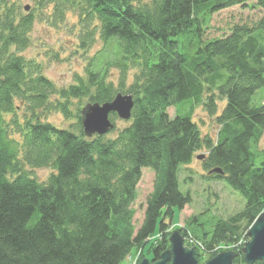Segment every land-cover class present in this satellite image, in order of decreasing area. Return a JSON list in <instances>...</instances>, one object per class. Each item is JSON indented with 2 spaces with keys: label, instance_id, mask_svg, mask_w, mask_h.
Masks as SVG:
<instances>
[{
  "label": "trees",
  "instance_id": "1",
  "mask_svg": "<svg viewBox=\"0 0 264 264\" xmlns=\"http://www.w3.org/2000/svg\"><path fill=\"white\" fill-rule=\"evenodd\" d=\"M21 1L0 0V264L157 259L174 230L196 247L199 262L231 246L234 264H246L248 229L264 212V99L256 97L264 89V15L219 36L209 30L215 13L250 2L264 8V0H33L34 8ZM35 10L55 21L76 12L81 46L100 37L107 59H91L73 83L56 85L24 54L40 16ZM111 67L119 70L118 86ZM120 93L132 96L131 117L118 126L112 112L114 127L89 137L83 111ZM198 106L216 116V140L194 120ZM52 113L69 125L50 121ZM204 148L205 179L225 180L244 208L215 215L211 230L201 222L189 227L199 215L172 227L175 209L193 202L178 172ZM42 167L54 170L45 181L33 173ZM145 168L155 181L137 227L133 204Z\"/></svg>",
  "mask_w": 264,
  "mask_h": 264
},
{
  "label": "rangeland",
  "instance_id": "2",
  "mask_svg": "<svg viewBox=\"0 0 264 264\" xmlns=\"http://www.w3.org/2000/svg\"><path fill=\"white\" fill-rule=\"evenodd\" d=\"M21 2L22 5H30V8L35 7L33 0H22ZM249 4L248 6L235 5L215 13L211 21L209 36L222 35L224 32H228V28L234 24L253 21L264 15V8L253 7L252 2ZM52 7L51 5L47 9H44V11L48 12ZM36 12L40 16L37 18L32 31V43L24 51V54L27 57H34L41 62L44 73L56 85L60 87L68 86L75 81V74H83L90 60L93 58L96 59L101 55L104 42L100 37H97V40L89 47L83 48L81 46L79 17L73 10L68 11L62 21L51 20L43 16L45 15L44 13L40 14L41 11L38 12V10H35ZM105 59H107L105 55L100 56V60ZM133 72L134 70H130L129 72L130 81L132 80ZM109 74L110 79L118 86L120 81L119 70L111 67ZM260 96H263L262 98L264 99V89H260L256 94L257 98ZM222 105L223 103H220L221 108ZM168 110L170 116L173 117L176 107L171 106ZM48 119L58 126L64 127H67L70 122L64 119L60 113H52L48 116ZM126 120L119 118L116 124L118 126H124ZM194 120L198 123L203 135H210L216 140L219 125L215 115H211L204 106H198L194 112ZM260 148H264V136L260 142ZM207 155L208 150L205 148L198 151L191 164L183 165L178 172L180 189L184 193L190 192L193 196V202L186 206L184 210L175 209V215L172 219L173 223H171L172 227L186 226L187 221L195 215H199V220L189 225V227L192 226L194 229L197 227L198 222H201L202 225L198 226L199 228L205 227L206 230H211L215 215L227 218L244 208L245 199L225 180L213 181L205 179V175L208 172L204 168V159ZM201 156L202 158H200ZM53 171L51 167H42L35 168L33 173L39 180L45 181ZM187 177H192V181L189 179L185 181ZM154 181V171L151 168L143 169L142 178L137 186L138 197L133 204L136 209L134 222L137 227L140 226L143 220L144 207L147 198L153 191ZM167 221L169 222L171 220L167 219ZM223 248L225 249L224 251H228L232 247L225 246ZM146 254H148L147 251ZM141 256L139 254L130 255L121 264H140L144 258H149L148 256L141 258ZM207 259L209 260V255L206 258L204 257L200 263H205Z\"/></svg>",
  "mask_w": 264,
  "mask_h": 264
},
{
  "label": "water",
  "instance_id": "3",
  "mask_svg": "<svg viewBox=\"0 0 264 264\" xmlns=\"http://www.w3.org/2000/svg\"><path fill=\"white\" fill-rule=\"evenodd\" d=\"M134 106L131 95L118 94L112 102L87 106L83 111V126L86 134L103 135L114 127L110 114L115 112L119 118L129 119ZM202 158V156L200 157ZM213 171L222 173L219 168ZM250 240L242 248L246 264L260 261L264 264V212L261 213L249 229ZM171 246L157 259L144 258L140 264H201L198 260L197 249L185 242L180 230H175L170 236ZM238 252L234 250L219 252L202 264H234Z\"/></svg>",
  "mask_w": 264,
  "mask_h": 264
}]
</instances>
